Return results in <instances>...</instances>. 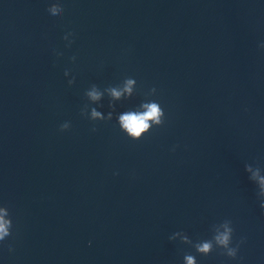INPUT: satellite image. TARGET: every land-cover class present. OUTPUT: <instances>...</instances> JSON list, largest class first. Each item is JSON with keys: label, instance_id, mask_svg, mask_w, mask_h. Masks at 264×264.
I'll return each mask as SVG.
<instances>
[{"label": "water", "instance_id": "water-1", "mask_svg": "<svg viewBox=\"0 0 264 264\" xmlns=\"http://www.w3.org/2000/svg\"><path fill=\"white\" fill-rule=\"evenodd\" d=\"M262 47L264 0H0V264H264Z\"/></svg>", "mask_w": 264, "mask_h": 264}, {"label": "clouds", "instance_id": "clouds-1", "mask_svg": "<svg viewBox=\"0 0 264 264\" xmlns=\"http://www.w3.org/2000/svg\"><path fill=\"white\" fill-rule=\"evenodd\" d=\"M51 11L53 13L56 12V6H53L51 8ZM264 48V47H262ZM132 82L129 81V84ZM130 91V89H127ZM114 96L119 97L120 93L113 90L112 93ZM91 97L93 99H98V94L95 92L90 93ZM145 107L148 109L143 114H136V113H128L120 117L123 127L128 131L129 134L138 137L142 131L148 129L149 124L148 121L150 119H154L156 123H159V116L161 115V111L157 104L153 103L151 105H145ZM94 116H98L99 113L93 112ZM64 127H67V125H64ZM262 184H264V180L261 181ZM261 208H264V205L261 206ZM10 224V221H6L3 219V217H0V241L4 240V237L9 235L8 232V226ZM217 241L220 244L227 245L229 241V235L227 233L219 235L216 237ZM211 247L210 243H204L199 250L202 252H208ZM11 250V249H9ZM234 253L230 252L229 255H233ZM188 264H194L192 257H187Z\"/></svg>", "mask_w": 264, "mask_h": 264}]
</instances>
